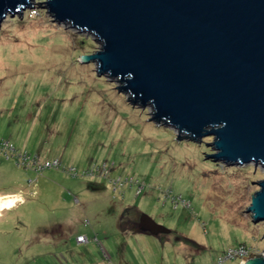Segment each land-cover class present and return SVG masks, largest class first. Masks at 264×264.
<instances>
[{"label": "rangeland", "instance_id": "obj_1", "mask_svg": "<svg viewBox=\"0 0 264 264\" xmlns=\"http://www.w3.org/2000/svg\"><path fill=\"white\" fill-rule=\"evenodd\" d=\"M33 5L0 26V264H240L229 251L263 254L264 222L247 213L261 165L215 162L213 137L151 122L150 107L79 61L101 48L97 36ZM139 214L169 233L132 230Z\"/></svg>", "mask_w": 264, "mask_h": 264}, {"label": "water", "instance_id": "obj_2", "mask_svg": "<svg viewBox=\"0 0 264 264\" xmlns=\"http://www.w3.org/2000/svg\"><path fill=\"white\" fill-rule=\"evenodd\" d=\"M37 0H0V26ZM54 23L97 36L79 57L118 80L129 102L152 109L187 139L213 137L212 159L264 169V0H41ZM180 139V138H179ZM247 213L264 222V180ZM141 233L169 231L145 214ZM240 264H264L251 254Z\"/></svg>", "mask_w": 264, "mask_h": 264}, {"label": "built area", "instance_id": "obj_3", "mask_svg": "<svg viewBox=\"0 0 264 264\" xmlns=\"http://www.w3.org/2000/svg\"><path fill=\"white\" fill-rule=\"evenodd\" d=\"M58 164V162L55 161L54 164H52L51 162H47L44 164V166H41V165H38V167H36V171H42L44 170L45 168H52V167H56V165ZM78 243L81 244V242H85L87 239L84 238V237H78ZM252 253V250L250 249H247L245 246H241L239 247V249L237 250H234V251H229L228 254L226 255L225 257V260H228V259H237V260H240L241 262L240 263H243V258L245 257L246 259L250 257V253ZM254 254V253H253ZM256 255V254H254ZM223 262V260L221 259L219 261V263L221 264Z\"/></svg>", "mask_w": 264, "mask_h": 264}, {"label": "bare ground", "instance_id": "obj_4", "mask_svg": "<svg viewBox=\"0 0 264 264\" xmlns=\"http://www.w3.org/2000/svg\"><path fill=\"white\" fill-rule=\"evenodd\" d=\"M3 198H4V197H3ZM18 198H19V197H18ZM9 199H10V198H8L7 200H9ZM10 200H11V199H10ZM3 201H4V199L1 198V199H0V206H1V205H5V204H7V202H8V201H7V202H3ZM11 203H12V202H11Z\"/></svg>", "mask_w": 264, "mask_h": 264}, {"label": "crops", "instance_id": "obj_5", "mask_svg": "<svg viewBox=\"0 0 264 264\" xmlns=\"http://www.w3.org/2000/svg\"><path fill=\"white\" fill-rule=\"evenodd\" d=\"M13 194H14V193H13ZM13 194H2V196H10V197H12ZM16 194H17V193H16Z\"/></svg>", "mask_w": 264, "mask_h": 264}, {"label": "flooded vegetation", "instance_id": "obj_6", "mask_svg": "<svg viewBox=\"0 0 264 264\" xmlns=\"http://www.w3.org/2000/svg\"><path fill=\"white\" fill-rule=\"evenodd\" d=\"M140 215V214H139ZM139 217V216H138ZM132 227H134V228H137V223L135 222V223H133V226Z\"/></svg>", "mask_w": 264, "mask_h": 264}, {"label": "trees", "instance_id": "obj_7", "mask_svg": "<svg viewBox=\"0 0 264 264\" xmlns=\"http://www.w3.org/2000/svg\"><path fill=\"white\" fill-rule=\"evenodd\" d=\"M56 166H57V165H56ZM132 230L137 231L136 228H134V227H133ZM144 234L148 235L147 233H144ZM77 237H81V236L79 235V236H77Z\"/></svg>", "mask_w": 264, "mask_h": 264}]
</instances>
